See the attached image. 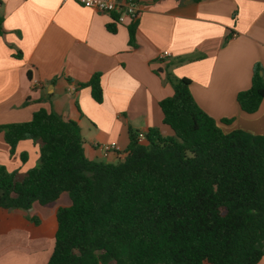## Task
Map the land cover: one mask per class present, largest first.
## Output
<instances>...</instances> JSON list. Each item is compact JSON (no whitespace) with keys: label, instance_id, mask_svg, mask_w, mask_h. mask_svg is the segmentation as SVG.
<instances>
[{"label":"crops","instance_id":"crops-1","mask_svg":"<svg viewBox=\"0 0 264 264\" xmlns=\"http://www.w3.org/2000/svg\"><path fill=\"white\" fill-rule=\"evenodd\" d=\"M137 2L138 18L118 23L116 14L72 0H0V125L29 122L41 109L54 112L78 123L89 160L115 163L124 159L130 133L158 128L174 136L159 106L174 94L171 75L191 81L195 102L225 134L264 135V100L253 114L237 103L257 66L264 77V0ZM166 51L170 56L160 59ZM97 73L101 104L81 86ZM112 143L120 151L105 156ZM39 164V142L25 139L11 154L0 134L1 166L21 179ZM70 205L63 194L50 207L0 209V264H48L56 212Z\"/></svg>","mask_w":264,"mask_h":264},{"label":"trees","instance_id":"trees-1","mask_svg":"<svg viewBox=\"0 0 264 264\" xmlns=\"http://www.w3.org/2000/svg\"><path fill=\"white\" fill-rule=\"evenodd\" d=\"M108 30L115 33V25ZM168 79L174 94L159 106L174 136L151 128L142 144L130 133L125 157L115 163L89 160L78 123L54 112L41 109L29 122L0 125L11 154L25 139L40 143V164L23 178L0 165V209L50 207L63 194L71 199L56 212L48 264H259L264 258V135L225 134L195 102L189 79ZM81 86L103 102L100 73ZM263 100L257 66L237 103L253 114Z\"/></svg>","mask_w":264,"mask_h":264},{"label":"built area","instance_id":"built-area-1","mask_svg":"<svg viewBox=\"0 0 264 264\" xmlns=\"http://www.w3.org/2000/svg\"><path fill=\"white\" fill-rule=\"evenodd\" d=\"M81 6L91 8L97 12L116 14L118 16L117 22L124 23L127 20L134 21L140 14V6L137 0H72ZM170 54L166 51L160 55V59H166ZM140 143L146 144V135L138 134ZM105 156L110 152H119L120 148L117 144L104 146Z\"/></svg>","mask_w":264,"mask_h":264}]
</instances>
